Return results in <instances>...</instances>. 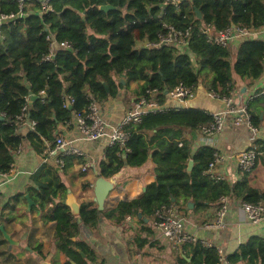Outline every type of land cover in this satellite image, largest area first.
<instances>
[{"label":"trees","instance_id":"trees-1","mask_svg":"<svg viewBox=\"0 0 264 264\" xmlns=\"http://www.w3.org/2000/svg\"><path fill=\"white\" fill-rule=\"evenodd\" d=\"M173 1L48 0L51 10L42 13L40 0H23L22 6L19 0H0V14L16 15L0 25V115L4 118L0 120V173L10 171L24 139L43 154L47 143L53 147L58 125L71 121L76 112H85L91 100L106 101L133 81L141 82L135 89V101L149 100L156 92L154 97L162 104L165 92L178 84L194 88L199 79L208 76L207 88L227 96L235 89L234 74L252 81L264 73V40L241 39L232 62L230 46L217 45L204 30L207 25L213 31L223 30L231 23L250 30L262 28L264 0ZM103 4L115 9L100 10ZM194 8L200 10L201 19L196 18ZM164 25L182 32L189 28L187 45L137 47L138 41L158 42L167 32ZM49 32L54 33L56 41L70 43L71 49L54 47L51 58L45 60L50 51ZM118 76L124 77V83ZM31 95L35 99L29 103ZM68 99H72L71 108ZM249 104L250 120L258 126V115L251 112ZM27 113L34 124L23 137L18 127ZM212 119L210 113L200 109L166 108L123 125L128 133V151L118 145L106 146L100 174L112 177L122 167H139L150 157L155 180L139 197L119 201L104 216L121 222L126 215L138 218L140 212L156 219L155 211L161 206L173 204L178 210L192 200L193 209L202 211L214 204L217 208L221 197L264 204V191L252 186L247 178L231 185L205 173L213 159L212 147L201 146L192 154L190 142L182 140L184 129L210 124ZM257 145L254 167L264 151V141L256 140ZM61 157L62 167L43 163L31 175L34 186L27 189L34 201L31 210L40 212L44 224L55 222L54 243L60 251L78 264H91L94 253L86 243L73 239L81 224L62 202L66 186L58 171L76 156ZM190 159L193 166L188 172ZM100 214L93 202L80 205L82 225L95 227ZM0 242H6L1 232ZM186 245L192 246L195 264L219 263L220 255L214 247L198 241ZM77 249L87 254L86 260ZM34 250L41 253V244ZM227 260L231 264H264V238L252 237L240 244Z\"/></svg>","mask_w":264,"mask_h":264},{"label":"crops","instance_id":"crops-1","mask_svg":"<svg viewBox=\"0 0 264 264\" xmlns=\"http://www.w3.org/2000/svg\"><path fill=\"white\" fill-rule=\"evenodd\" d=\"M246 38L264 40V27L252 30L247 37H236L231 40L229 46L232 51V62L236 57L238 43ZM119 78L118 76L117 79ZM208 78L207 76L202 80L199 79L193 88L191 98L184 101L165 98L164 106L177 109H200L206 113L222 110L224 104L221 98L213 96L207 88ZM140 83L133 81L129 88H119L116 96L97 102L107 131L118 126L126 113L133 108L136 98L135 89ZM234 84L235 101L243 104L249 102L251 112L258 115L260 131L255 135L254 145L256 146V140L264 141V93H258L264 88V73L252 81L243 80L234 74ZM232 120V117L228 116L222 129L214 131L209 138L203 135L200 127L186 128L183 131L182 140L190 142L192 154L201 146H210L221 156V161L214 169V174L220 175L221 180H227L233 185L247 178L252 186L264 191V151L260 152V158L251 171L240 170L237 156L251 146L252 132L245 124L236 125ZM32 129L33 125H29L27 119L18 127L23 137ZM58 133L72 140L74 145L84 152V158L80 157L81 161L82 159L88 161L86 169L81 170L80 160L76 157L64 169H59L58 173L66 190L71 189L80 205L93 202L101 213L95 227L80 225L78 236L73 237L74 240L86 243L94 253L95 260L91 264H195L192 260V246H185L187 244L185 243L178 249L172 247L168 238L154 223V216L146 217L141 214L143 218L148 219L145 221L142 218L126 215L121 222L104 216V213L115 208L119 201H130L139 197L145 187L155 180L153 171L155 165L150 157L139 167L124 166L112 177H104L110 180L112 188L102 208L98 209L94 183L97 176L101 175L99 164L104 159L107 138L103 136L97 140L82 139L73 119L58 125L55 136ZM258 147L259 145L256 148ZM50 149L47 143L44 153L38 154L30 142L24 139L14 154L10 171L5 174L0 173V225L11 239L17 242L10 245L0 230L6 240V242H0V264H66L70 260L55 246V222L49 221L44 224L40 212L31 210L34 201L27 190L29 186H34L31 175L41 164L57 166V155L50 154ZM26 194L29 195L31 203L26 199ZM228 200L224 225L219 229L204 227L213 221L216 204L202 211L194 210V203L192 208L187 205L177 210V214L183 218L187 232L198 239L212 242L220 249L221 256L218 264H231L227 260L228 255L252 237L264 238V218L257 223H252L240 208V200L233 198ZM142 240H144L143 243H141ZM38 243L41 244V253L34 250ZM77 250L86 260L87 254L80 249Z\"/></svg>","mask_w":264,"mask_h":264},{"label":"built area","instance_id":"built-area-1","mask_svg":"<svg viewBox=\"0 0 264 264\" xmlns=\"http://www.w3.org/2000/svg\"><path fill=\"white\" fill-rule=\"evenodd\" d=\"M42 5V13L51 10L48 0H40ZM20 6H22L23 0H19ZM178 0H174L173 3L176 4ZM16 15L14 14H0V25L7 21L15 19ZM167 29L166 34L160 36L158 42H137V47H160L162 45H167L170 43H175L180 46L187 45V37L189 36V28L185 29L184 32L178 31L172 26L164 25ZM205 32L208 33L209 40L213 41L217 45L226 47L230 45V42L233 38L236 37H247L252 29L245 27H227L223 30L213 31L210 25H207L204 28ZM47 39L50 42V51L43 58L49 60L53 54L54 47H62L64 49H71L70 43L67 41L58 42L55 39L54 33H48ZM213 96L221 98L224 104V108L217 112L210 113L212 115V122L207 125L200 126L201 132L207 138L211 134L220 130L223 127V124L228 116L232 117V121L236 125L245 124L249 130L252 132L251 141L252 144L247 149L240 152L237 156L238 167L242 171H251L255 165L257 151L256 146L254 145L255 135L259 133L260 129L258 126L252 124L250 120V113L247 107V103H237L234 99L233 93L227 96H220L213 91H210ZM154 93V92H153ZM258 93H264V88H262ZM166 98L169 100L175 101H184L193 96V88L188 87L183 84H178L173 88L165 92ZM69 103L72 102V99H68ZM167 107L164 106V103L159 104L154 95L149 99L141 98L138 101H135L134 106L129 110L126 115L122 118L118 126L112 128L110 131L106 129V123L104 122L102 115L100 113L97 102L91 100L89 106L85 112H76L73 116V120L76 123L78 132L82 139L86 140H97L103 136L107 138V145H118L120 148L128 151V148L125 147L126 140L128 138V133L122 129V126L127 124L130 121H139L141 115L147 112H153L158 110H164ZM34 123L32 122L31 125ZM50 154L57 155L56 162L57 165L62 167L64 161L61 156H76L84 158V152L76 145H74L72 140L66 139L61 133H58L53 141V147L49 150ZM221 161V156L214 152L213 159L209 163L208 168L205 173L209 174L215 179H220V175L214 174V169L217 164ZM88 166V161L82 159L80 162L81 170H85ZM228 197H221L219 201V206L216 208L215 217L210 224H206L205 228L210 229H219L224 225V216L228 207ZM240 208L246 213L249 221L252 223H257L264 218V204L259 203H248L240 201ZM129 218V216L127 217ZM155 221L154 223L159 228V230L168 238L172 247L178 249L183 244L189 242H201L205 247H214L219 255L221 256V251L218 247L213 245L212 242L206 241L203 239H198L195 235L187 232L184 228V221L177 214V208L175 205L170 204L168 206H161L155 211Z\"/></svg>","mask_w":264,"mask_h":264},{"label":"water","instance_id":"water-1","mask_svg":"<svg viewBox=\"0 0 264 264\" xmlns=\"http://www.w3.org/2000/svg\"><path fill=\"white\" fill-rule=\"evenodd\" d=\"M99 9L103 10V11H108V10H111V9H115V7L113 5H111V4H103V5L99 6ZM194 12H195L196 18H198V19L202 18L201 12H200V10L198 8H194ZM231 27H235V25L233 23H231ZM119 80L122 83H124L123 77H120ZM34 99H35V96L31 95L29 103H31L32 100H34ZM67 105H68L69 108H71V104L69 103V101H67ZM26 117H27V123L29 125H31L32 121H31V118H30V113H27ZM3 119H4L3 116L0 115V120H3ZM192 165H193V161H192V159H190L188 161V165H187V171L188 172L191 171ZM111 188H112V183L110 182V180L104 178L102 175H98L97 176V178L95 179V183H94V194H95V200L98 203V209L102 208L104 202L107 199V196H108L109 191L111 190ZM25 197L29 201V203H31L29 195L26 194ZM171 201L172 202L174 201V198L172 196H171ZM62 202L66 206L69 207V209L71 211V214L73 216H75L76 222L82 225L81 219L79 217L80 203L77 201V198L72 193L70 188H67L66 196L62 200ZM187 205H188L189 208H192L193 207V201L189 200L187 202ZM138 218H142L145 221L148 220L146 218H143L140 212L138 213ZM0 230L2 231L4 238L9 242L10 245L17 244V242L13 241V239H11V237L6 233V231L3 229L2 225H0ZM69 262L72 263V264H76L75 261L72 260V259H70Z\"/></svg>","mask_w":264,"mask_h":264}]
</instances>
